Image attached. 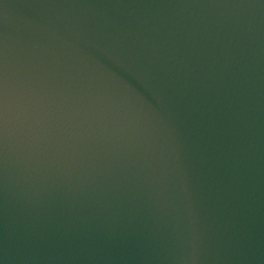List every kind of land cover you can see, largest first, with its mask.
Masks as SVG:
<instances>
[{
	"label": "water",
	"instance_id": "95a60500",
	"mask_svg": "<svg viewBox=\"0 0 264 264\" xmlns=\"http://www.w3.org/2000/svg\"><path fill=\"white\" fill-rule=\"evenodd\" d=\"M0 264H264V0H0Z\"/></svg>",
	"mask_w": 264,
	"mask_h": 264
}]
</instances>
